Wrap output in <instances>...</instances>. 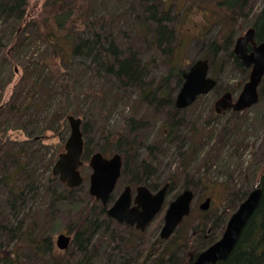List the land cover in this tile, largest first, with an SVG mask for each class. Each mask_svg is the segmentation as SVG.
Listing matches in <instances>:
<instances>
[{
    "label": "rangeland",
    "instance_id": "rangeland-1",
    "mask_svg": "<svg viewBox=\"0 0 264 264\" xmlns=\"http://www.w3.org/2000/svg\"><path fill=\"white\" fill-rule=\"evenodd\" d=\"M159 2L167 12L168 25L174 29L178 41L174 50L175 59L170 64L169 57L159 53L156 56L133 32L135 23L130 14L138 13L142 0H27L25 21L19 27L14 26L13 15L0 14V221L42 219L39 214L44 213L47 214L46 219L50 220L46 230L51 234L53 243L56 244L62 232L74 234L70 231L72 225L77 223L80 208L90 195L92 169L89 160L84 161L81 167L84 183L70 189L72 191H65L62 183L52 175L53 165L59 154L64 152L70 134L67 121L70 114L82 118L90 148L94 152L106 144L108 135L112 136L108 157L119 153L117 150L125 142L135 139L139 149L137 153L134 150V154L143 159L150 158L149 161L153 162L151 167L154 172L141 175L151 177V183L157 188L173 178L177 181L174 191L168 194L163 212L144 234L146 257L154 244L158 249L162 247L158 238L165 211L175 194L183 190L187 179L186 183L193 185L195 193L192 206L194 220L205 213L199 206L207 198L211 199V203L205 216L211 219L214 216L222 219L225 215L230 217L232 204L239 205V201H243L258 186L264 173V97L243 112L216 114V99L226 91H231L237 98L248 81L243 79L241 72L232 69L231 61L225 54L217 55L210 70V75L218 80L219 90L214 92V89L208 95L199 97L193 105L184 109V113H178L176 117L182 116V119L176 138L174 142H164L165 130L169 127L168 118L165 117L169 116L167 113L142 101L136 90L125 94L116 91L115 95L120 98L112 100L114 94L105 91L107 77L97 73L92 58L78 57L68 62L63 59L62 50L53 43L52 36L44 37L51 29L43 21L54 15L48 11L55 10V7L72 13L70 22L76 37L81 35L91 40L92 30L100 32L98 25L103 24L105 28L101 33L107 38L113 37L123 51L133 48L143 52L141 60L148 67V80H154L156 86L157 82L167 77L171 67L186 72L193 62L205 59L212 42L215 39L222 42L230 32L234 37V48L236 40L254 24L256 15L264 5V0H251L242 15H235L231 21L232 13L228 7L219 5L223 0ZM48 22L55 25L54 16ZM16 37L19 38L17 42L14 41ZM169 85L170 91L176 95L180 89L177 79L170 78ZM127 119L143 123L144 127L133 133ZM149 147L153 148L152 153ZM15 152H19V163L16 158L10 163L11 155ZM6 162L10 165V171L21 166L26 170L24 174L19 169L20 186H27L31 180L39 186V202L26 204V209L31 208L32 211H24L25 207L21 205L15 212L13 207L7 205L8 187L2 181ZM29 174L34 177L31 178ZM51 175L54 180H51ZM128 183V177H122L115 197ZM49 190L57 198L54 199ZM48 204L53 207L46 208ZM51 211L53 214L50 215ZM15 218L19 219L14 221ZM219 222L220 219L216 226ZM223 224H219V229L222 230ZM121 231L125 236L124 241L129 238L132 241L128 230L123 228ZM0 240L6 242L4 238ZM133 244L136 245L135 241ZM71 249L60 251L56 247L55 264H78L82 256L78 255L71 262ZM120 251V243H108L106 248L97 250L90 264H124L125 255ZM126 252V262L134 264L135 252L129 255L130 248ZM191 253L192 250L188 251L187 256ZM145 258L139 264H152L150 261L145 263ZM0 264H3L2 260ZM22 264L42 262L28 259Z\"/></svg>",
    "mask_w": 264,
    "mask_h": 264
},
{
    "label": "trees",
    "instance_id": "trees-1",
    "mask_svg": "<svg viewBox=\"0 0 264 264\" xmlns=\"http://www.w3.org/2000/svg\"><path fill=\"white\" fill-rule=\"evenodd\" d=\"M251 0H223L219 5L227 6L230 13H232L231 21L235 19V15H242L243 10L249 7ZM27 5V0H0V14L7 16L13 15L15 27H19L23 21H25L24 8ZM61 9V8H60ZM55 7V10L48 12L54 13L55 25H51L48 20L52 17H46L43 23L51 29V32L44 37L52 36L53 43L62 50L63 59L70 62L72 59L78 57H89L96 64V71L101 77L106 76L107 90L113 93L112 100H119V95H115V92L125 94L136 90L140 99L144 102H148L154 109H162L169 127L165 130L164 142H174L176 138V132L180 128L182 116L176 117L178 113H184L185 110H179L175 106V93L170 91L169 81L170 78L175 77L177 79V85L181 87L183 79V71L175 70L171 67L167 77L157 82H150L148 79L149 74L147 72V66L143 64L141 58L143 52L141 50H134L133 48L126 49L123 51L118 47L113 37H105L101 31L104 30L105 26L99 24L98 29L100 32L92 30L91 36L93 39L86 40L81 35L76 37L74 28L71 25L70 17L72 13L68 10H60ZM133 12V11H132ZM167 12L163 10L161 2L159 0H142V7L137 11L130 14L132 21L135 23L134 31L138 37L142 38L143 45H145L151 52L156 56L157 53L165 55L170 58L169 64L173 63L175 59L174 50L176 49V36L173 28L168 25V18H166ZM10 20V19H9ZM256 30V40L261 42L264 40V5L258 15L255 17V22L252 25ZM101 33V34H100ZM231 32L227 34L226 39L222 42H218L216 39L212 42L210 50L205 55V58L209 59L210 67L212 62L215 60L217 55L223 53L225 57L231 61V66L234 71L241 72L244 76L243 79L247 80L249 76V70L245 68L241 61L235 56L233 51V39ZM18 37L14 40L17 42ZM67 58V59H66ZM221 58V55H220ZM222 59V58H221ZM216 70V68H215ZM215 72V71H214ZM243 80V81H244ZM218 81V80H217ZM109 85V86H108ZM161 85L163 87L159 88ZM219 90L217 84L214 92ZM264 97V79L260 86V98ZM1 109V108H0ZM170 120V121H169ZM167 122V123H168ZM127 123L130 124V129L133 133H137L141 128L144 127L143 123L135 120L127 119ZM83 134L85 138V150L83 154V161L90 159L94 151L90 148L91 144L87 138L86 127L83 123ZM112 136L106 137V144L100 146L98 151L103 153L105 156L109 154L108 147L110 146V140ZM130 143V144H129ZM125 142L121 145L119 142V152L123 158V169L122 177H128L130 184L138 185L144 184L150 190H157L166 183H170L169 193L174 191L176 186V180L171 179L163 182L160 186H155L151 183V177L142 176L141 174L153 173L154 170L151 167L153 164L150 158L143 159L139 155L134 154L139 149L137 140L131 142ZM152 153L153 148H150ZM134 154V155H133ZM19 152H15L11 155V162L13 158L18 159L19 163ZM132 156H136L132 158ZM154 161V160H153ZM17 163V161L15 162ZM5 170L3 171L2 181L8 187V198L6 197L7 205L13 207L16 212L17 208L23 206L26 210L27 202H39L40 188L36 186L34 181L31 180L27 186H20L18 183V175L22 171L26 174V170L21 166L19 169L10 171L8 163H4ZM19 167V165H17ZM31 178L34 176L29 174ZM183 176L180 177L181 180ZM57 179V178H56ZM51 180L54 177L51 175ZM188 182V179L186 180ZM184 181L183 190L192 189L193 185ZM259 187L263 189L262 198L258 208L256 209L253 216L248 220L245 228L243 229L240 239L224 261L218 264H264V173L259 179ZM65 191H72L64 184L61 185ZM193 190V189H192ZM49 193H52L49 190ZM179 194L176 193L175 196ZM247 194V192H246ZM245 194V196H246ZM53 198H57L53 193ZM46 197V196H45ZM61 199V198H60ZM114 197H111L113 201ZM244 200V199H243ZM242 202L239 201V204ZM22 205V206H21ZM233 206L232 212H234L238 204ZM52 208L48 204L46 208ZM206 213V212H205ZM205 213L196 220L193 219V211L182 224L178 227L174 235L169 240H161L158 238V242L162 246L158 249L155 244L149 248L150 254L146 257L147 249L143 244L145 241V232L140 233L134 228L125 225H119L113 219L107 215V209L102 203L92 196L88 195L87 202L84 203L83 207L80 208V212L77 216V223L72 225L71 232H73V247L71 250V262H74L78 255L82 256V260L78 261V264H90L94 257H96L97 250L108 246V243H120L121 250L125 256H123L124 264L126 262L127 252L130 248V253L134 254V264H139L142 258H145V263L150 261L152 264H193V259L187 256L188 251L192 250L194 256L199 254L201 251L207 249L210 245L215 243L219 238L220 234L224 229V224L229 219V216L225 215L222 219L220 216H214L212 219ZM35 214V213H34ZM33 214V215H34ZM53 211L50 212V215ZM44 213L39 214L42 219H22L18 222L12 221H0V239H6V242L0 240V260L3 264H22L26 260H35L36 262H42V264H55V246L53 239L49 231L46 230V226L50 220ZM17 216V213H16ZM32 217V216H31ZM19 218H15L14 221ZM220 219L219 224L223 220V228L219 229V224L216 226L217 221ZM185 227H187L185 229ZM128 230L129 238L124 241L121 229ZM45 230V231H44ZM135 241L136 245L133 244ZM69 249V250H70ZM158 249V250H156ZM68 250V251H69ZM155 251V253H154ZM30 256V257H29ZM131 257H128V259Z\"/></svg>",
    "mask_w": 264,
    "mask_h": 264
},
{
    "label": "water",
    "instance_id": "water-1",
    "mask_svg": "<svg viewBox=\"0 0 264 264\" xmlns=\"http://www.w3.org/2000/svg\"><path fill=\"white\" fill-rule=\"evenodd\" d=\"M253 49L249 52L248 46ZM234 53L246 68H251L249 81L245 84L238 99L234 102L231 92L224 93L215 102V111L222 114L227 110L242 112L259 101V86L264 77V41L257 44L255 41V28L251 27L240 36L235 43ZM209 60L200 59L191 65L187 72L183 73L184 83L179 91L175 104L178 109H185L192 105L198 96L211 92L217 81L209 76ZM70 125V135L65 143V151L60 153L55 162L52 173L69 188L79 187L84 178L80 172L82 155L84 152V138L82 132V119L75 115L67 117ZM89 165L92 169L90 175V195L101 201L106 207L113 194L116 185L122 175L123 160L117 153L111 157H105L101 152L94 153ZM169 184H166L156 193H152L146 186L137 188L138 195L132 204V190L127 186L107 214L110 218L128 225H136L138 229L145 230L155 219L164 206ZM263 194L261 187L255 188L240 204L236 212L229 219L225 232L220 240L197 255L193 264H218L228 258L236 247L241 233L248 220L258 208ZM194 193L185 190L170 204L165 214V223L161 231V237L168 239L175 232L185 217L190 214ZM210 199L202 205V210L209 208ZM71 237L60 234L57 245L61 250L68 249Z\"/></svg>",
    "mask_w": 264,
    "mask_h": 264
},
{
    "label": "flooded vegetation",
    "instance_id": "flooded-vegetation-1",
    "mask_svg": "<svg viewBox=\"0 0 264 264\" xmlns=\"http://www.w3.org/2000/svg\"><path fill=\"white\" fill-rule=\"evenodd\" d=\"M257 42V41H256ZM258 43V42H257ZM250 48V50H252V47H249ZM129 184V186L131 187V190H132V201H135V199H136V197H137V195H138V190H137V188H138V186H140V185H142V184H138V185H133V184H130V183H128ZM127 184V185H128ZM144 185V184H143ZM162 187V186H161ZM160 187V188H161ZM135 188V191L133 192V189ZM159 188V189H160ZM158 190V189H157ZM157 190H151L152 192H156ZM135 230H136V228H137V226L136 225H134V227H133ZM147 229V228H146ZM146 229L145 230H143L142 232H145L146 231ZM138 232H140L141 233V230H139ZM171 238V237H170ZM170 238H168V240L170 239ZM192 255H189L190 257H191V259L192 258H194L195 256H194V253L192 252L191 253Z\"/></svg>",
    "mask_w": 264,
    "mask_h": 264
}]
</instances>
